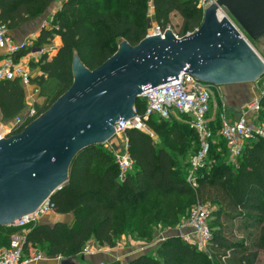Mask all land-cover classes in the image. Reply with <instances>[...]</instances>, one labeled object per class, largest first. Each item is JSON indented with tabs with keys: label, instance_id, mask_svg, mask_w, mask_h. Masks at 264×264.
Instances as JSON below:
<instances>
[{
	"label": "trees",
	"instance_id": "obj_1",
	"mask_svg": "<svg viewBox=\"0 0 264 264\" xmlns=\"http://www.w3.org/2000/svg\"><path fill=\"white\" fill-rule=\"evenodd\" d=\"M54 1L4 0L5 5L0 6V22L8 28L23 23L47 10ZM176 14L181 17L179 22L174 20ZM152 17L162 29L170 27L181 37L199 28L203 12L198 0H63L60 9L48 17V27L35 42L36 46H44L55 35L62 39L54 55L44 53L32 64L38 71L33 72L31 82L44 97L43 103L36 102L38 113L50 108L73 84L75 55L93 70L117 52L119 39L132 46L145 39L149 32L148 20ZM30 50L29 45H22L14 59ZM261 103L260 117L264 119V95ZM136 105L140 111L144 110L145 103L140 98ZM27 106L26 91L20 80H0L3 120H14ZM157 121L165 126L168 135L166 143L159 146L147 132L125 131L134 166L123 177L113 153L102 144L76 153L69 167L68 182L51 197L55 211L73 212L74 221L72 224H31L26 234V254L33 250L69 257L79 254L90 240L112 247L125 233L140 238L150 236L160 220H170L176 225L185 214L178 209V200L188 195L195 199L196 190L174 153L182 154L185 149L179 148L192 146L197 149L196 154L200 136L182 115H172L168 120L152 117L149 124L155 126L153 122ZM210 126L215 140L221 119L210 121ZM221 138L228 153L226 141L222 135ZM214 144L208 154L214 150ZM240 160L238 168L227 165L221 169L219 165L217 170L221 172L212 181L222 190L227 203L226 216L247 218L259 226L255 249L248 247L245 240L229 238L218 221L219 227L213 229L208 251L172 236L155 253L141 254L128 263L113 260L103 264H257L260 251L264 250V138L249 143ZM206 182L207 179L199 178V193ZM0 230L3 231L0 243L10 245L11 234L17 229L2 226ZM40 245L44 249H38Z\"/></svg>",
	"mask_w": 264,
	"mask_h": 264
},
{
	"label": "water",
	"instance_id": "obj_2",
	"mask_svg": "<svg viewBox=\"0 0 264 264\" xmlns=\"http://www.w3.org/2000/svg\"><path fill=\"white\" fill-rule=\"evenodd\" d=\"M223 8L227 16L220 17ZM156 18L148 20V28ZM264 36V0H216L199 28L184 36L168 30L120 49L91 70L75 55L74 81L45 112L0 140V227L35 211L68 182L77 152L115 135V124L134 115L143 89L182 72L213 86L244 81L264 71L250 40ZM76 66V68H75ZM59 264H91L86 254Z\"/></svg>",
	"mask_w": 264,
	"mask_h": 264
},
{
	"label": "built area",
	"instance_id": "obj_3",
	"mask_svg": "<svg viewBox=\"0 0 264 264\" xmlns=\"http://www.w3.org/2000/svg\"><path fill=\"white\" fill-rule=\"evenodd\" d=\"M216 0H198V6L202 12ZM220 17L227 16L223 8L218 10ZM171 30L170 27L162 29L160 25L154 23L149 29L147 36L162 35ZM30 46L31 53H48L55 49L53 43L44 46ZM9 33V28L5 23L0 22V47L4 48L8 56L0 62V80L18 79L23 84L31 83L34 76L30 67L16 61L14 54L21 48ZM212 85L199 80L191 74L182 72L176 78L160 83L155 87L143 89L139 98L144 101L145 107L140 111L136 103L134 105V115L130 118L120 119L115 124V134L125 133L127 129H138L150 132L149 121L152 117L160 119H170L172 115H182L186 117L189 124L199 133L200 149L191 159L192 169L187 177L188 182L196 187L197 183L193 171L202 165L208 154L210 146L215 140L208 119V113L212 105ZM264 95V93H263ZM262 95V96H263ZM262 108L261 98L253 99L243 108L241 114L236 119H229L225 112L221 113V127L219 133L226 141L228 153L233 160H237L242 155L244 148L252 141L264 138V119L260 117ZM252 114V115H250ZM40 114L36 103L31 102L27 109L11 121L10 127H5L0 123V140L18 132ZM128 146V140L126 141ZM117 162L120 175L123 177L134 166V160L130 153H113ZM55 211V204L51 199L45 200L35 211L25 214L14 220L9 226L16 228L11 234V241L8 248L0 251V264H27L33 260L43 258L42 252L25 253V242L27 229L31 224H35L43 216ZM212 210L208 202L198 201L191 209L187 219L177 228L178 236L185 242L195 245L200 250L210 244L213 237L211 226ZM91 251L90 241L83 247L81 253L87 254ZM103 264V263H101Z\"/></svg>",
	"mask_w": 264,
	"mask_h": 264
},
{
	"label": "rangeland",
	"instance_id": "obj_4",
	"mask_svg": "<svg viewBox=\"0 0 264 264\" xmlns=\"http://www.w3.org/2000/svg\"><path fill=\"white\" fill-rule=\"evenodd\" d=\"M177 16L178 14H176V17ZM174 20L177 21L176 18H174ZM262 41H263L261 42L262 47L260 49L264 53V39ZM120 47L121 45H119L118 49H120ZM263 53L260 52V54H263ZM263 55H260V56L262 57ZM262 58L264 59V57ZM73 68H74V64H73ZM211 91H212L213 101L216 104L218 103V100H219L218 95L216 91L213 89V87H211ZM216 112H217V108L215 107L212 110V114H216ZM0 123L4 124L5 127L11 126V121L3 120L1 111H0ZM153 124H155V126L150 125L151 131L147 133L152 136L157 146L161 144H165L167 141V137H168L165 126L161 124V121L153 122ZM126 141H127V137L125 133L115 134L108 141H105L104 143H102V145L104 146V148L110 150L112 153H114L115 151L126 153V152H129V146L126 145ZM213 148L214 150L210 152L209 154H207L202 165L198 166L193 171V175H192L194 176L195 181L197 183V186L194 187L196 191L198 190V187H199V178L203 180L207 179L206 185L201 188L200 193L198 191L197 192L195 191V194H196L195 199L191 195H188V196H183L178 200V203H177L178 209L183 211L185 214L179 221L176 222V225H172V222H170V220L168 221L160 220L152 228V232L150 236L140 238L136 234L125 233L122 236L121 240L117 241L115 245L112 246L111 248L114 247L118 251H121V250L133 251V250H136L137 248L139 251H142V253L143 252L155 253L157 247L162 242H164L166 239L172 236H178V231H177L178 226L187 219L193 206L198 201H200V202H208L209 205L211 206V210L213 214L212 219H214L213 221L214 227L212 226V229L216 230L219 227V224H218V221H219L222 227L224 228L225 234L229 238L235 241L245 240L244 243L248 247L250 248L254 247L255 249L256 248L255 245L257 242L258 234H259V226L256 224L255 221L247 219V218L245 220H241V218L232 219V218H229V216H226L225 211L227 210V203L225 202L222 190L220 189L218 184L213 183L212 181L214 175L218 176L221 172V170H217L219 165H221V169L227 165H232L234 168H238L241 160L240 158H238L237 160H233L230 157L229 153H227V150L224 147V143L222 142L219 129L216 130L215 144ZM179 149L180 150L185 149V150L182 154L180 152L179 153L175 152L174 155L175 157H177L179 163L181 164L182 171L188 177L189 171L192 169L191 159L197 149L192 146H189V147L182 146ZM218 213H219V216H218ZM134 239L140 240L143 243V245L139 244L137 246H131L133 245L131 241ZM37 248L44 249L42 245H40ZM203 249L208 251L210 249V244L206 245ZM122 255L124 254L122 253ZM258 264H264V250L260 251V259H259Z\"/></svg>",
	"mask_w": 264,
	"mask_h": 264
},
{
	"label": "crops",
	"instance_id": "obj_5",
	"mask_svg": "<svg viewBox=\"0 0 264 264\" xmlns=\"http://www.w3.org/2000/svg\"><path fill=\"white\" fill-rule=\"evenodd\" d=\"M62 1L63 0H56L48 7L47 10L41 12L37 17L27 20L23 23L17 24L15 26L9 27L10 35L20 45H24L32 42V44L36 46L35 42H37V40L39 39L42 30L45 27H48L49 25L48 17L53 15L57 10L60 9ZM4 3H5L4 0H0V6L3 5ZM150 12L153 13V9H151ZM174 18H176L178 22L181 20V17L179 15L177 17L175 15ZM263 39L264 36L253 41V43L251 42L252 45H254L261 53H263V51L260 49L262 47L261 42H263L262 41ZM51 42L53 43L55 49L52 51L50 55H54L62 45L61 36L55 35ZM259 51L258 53L260 54ZM7 56H8L7 51L4 48L0 47V62L4 60ZM41 57H42L41 53L32 54L30 50L27 54L18 56L16 58V61L30 67L33 72H37L38 69L36 67H33L32 64L34 62L37 63ZM262 57H264V55ZM212 87L216 91L219 100L218 103L215 104L212 97V105L208 113L209 121L216 120L218 118L220 119L221 117L220 115L222 112H225L226 116L229 119L233 120L240 116L243 108L250 101L262 97L264 93V71L261 72L257 77L249 80L235 81L230 83H219L216 84L215 86L213 85ZM24 88L27 95L28 105L31 102L33 103L37 102L40 104L44 102V97L39 95V91L36 89V85L34 83L31 82L29 84H24ZM215 107L217 108V112L216 114H212V110ZM73 221H74L73 212L64 214V213L52 211L46 215H43L35 224L42 223V224L54 225L57 222H67L69 224H72ZM0 232L3 231L0 230ZM90 242H91L90 243L91 251L90 253L86 254V259L87 262L91 264H101L103 262H109L113 260H121L123 263H128L131 259L141 254L147 253V252L142 253V251H139L137 248L136 250L133 251H127V250L118 251L114 247L111 248L110 246L100 245L98 242L94 240H90ZM131 242L133 244L131 246H137L139 244L143 245V243L140 240L134 239ZM8 247L9 245L7 246L6 244L0 243V251H3ZM34 252L35 251L32 250V253ZM122 253L124 255H122ZM60 257L61 256L45 255L43 258L33 260L27 264H59ZM259 259H260V254H259Z\"/></svg>",
	"mask_w": 264,
	"mask_h": 264
},
{
	"label": "bare ground",
	"instance_id": "obj_6",
	"mask_svg": "<svg viewBox=\"0 0 264 264\" xmlns=\"http://www.w3.org/2000/svg\"><path fill=\"white\" fill-rule=\"evenodd\" d=\"M220 16V15H219Z\"/></svg>",
	"mask_w": 264,
	"mask_h": 264
}]
</instances>
